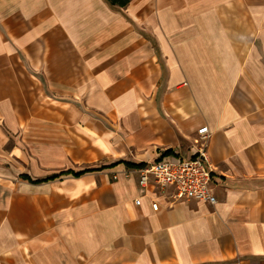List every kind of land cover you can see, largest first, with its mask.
Wrapping results in <instances>:
<instances>
[{
  "label": "crops",
  "instance_id": "obj_1",
  "mask_svg": "<svg viewBox=\"0 0 264 264\" xmlns=\"http://www.w3.org/2000/svg\"><path fill=\"white\" fill-rule=\"evenodd\" d=\"M0 264H264V0H0Z\"/></svg>",
  "mask_w": 264,
  "mask_h": 264
},
{
  "label": "built area",
  "instance_id": "obj_2",
  "mask_svg": "<svg viewBox=\"0 0 264 264\" xmlns=\"http://www.w3.org/2000/svg\"><path fill=\"white\" fill-rule=\"evenodd\" d=\"M196 134L197 149L193 157L178 159L175 156L158 155L157 161L140 169V187L144 188L148 179L153 178L162 193L167 188L172 189L169 196L171 202L196 200L214 205L216 199L210 190L212 171L208 163L206 146L200 142L208 136L207 127L199 129ZM135 205H138L137 200ZM152 209L154 211L158 209L157 203H152Z\"/></svg>",
  "mask_w": 264,
  "mask_h": 264
}]
</instances>
